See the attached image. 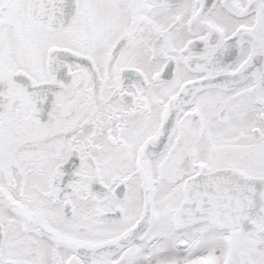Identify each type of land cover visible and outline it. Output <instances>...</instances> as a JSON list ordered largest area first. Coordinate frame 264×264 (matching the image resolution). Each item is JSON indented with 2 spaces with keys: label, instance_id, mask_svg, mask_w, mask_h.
Returning <instances> with one entry per match:
<instances>
[{
  "label": "snow or ice",
  "instance_id": "1",
  "mask_svg": "<svg viewBox=\"0 0 264 264\" xmlns=\"http://www.w3.org/2000/svg\"><path fill=\"white\" fill-rule=\"evenodd\" d=\"M0 264H264V0H0Z\"/></svg>",
  "mask_w": 264,
  "mask_h": 264
}]
</instances>
